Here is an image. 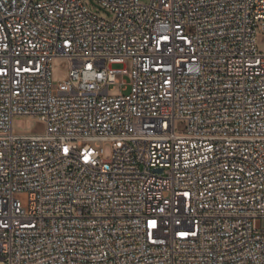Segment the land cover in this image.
<instances>
[{
	"label": "built area",
	"instance_id": "obj_1",
	"mask_svg": "<svg viewBox=\"0 0 264 264\" xmlns=\"http://www.w3.org/2000/svg\"><path fill=\"white\" fill-rule=\"evenodd\" d=\"M95 1L0 0V264H264V0Z\"/></svg>",
	"mask_w": 264,
	"mask_h": 264
},
{
	"label": "rangeland",
	"instance_id": "obj_2",
	"mask_svg": "<svg viewBox=\"0 0 264 264\" xmlns=\"http://www.w3.org/2000/svg\"><path fill=\"white\" fill-rule=\"evenodd\" d=\"M44 1V0H36ZM146 2V0H140ZM81 2L87 7L89 12L101 19L111 21L114 17L113 13L96 2L95 0H81ZM256 50L259 53H264V30L259 29L255 35ZM68 61L65 58H54L51 62V77L54 82H60L66 79L68 71ZM116 69L125 68L128 72L127 75L117 76L118 82H125V85H116L110 91L111 95H118L121 91L122 94H128L130 91L129 83L131 81L130 71L132 65L130 60H125L123 64L114 65ZM187 121L177 119L174 122V129L176 132H184L187 129ZM11 130L15 135H41L45 133L46 124L40 120L37 116L30 117L28 115L16 114L11 119Z\"/></svg>",
	"mask_w": 264,
	"mask_h": 264
}]
</instances>
